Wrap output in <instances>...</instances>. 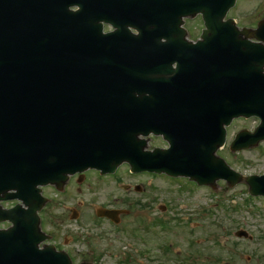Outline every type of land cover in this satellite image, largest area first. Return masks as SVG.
<instances>
[{
    "label": "water",
    "instance_id": "95a60500",
    "mask_svg": "<svg viewBox=\"0 0 264 264\" xmlns=\"http://www.w3.org/2000/svg\"><path fill=\"white\" fill-rule=\"evenodd\" d=\"M55 1L0 0V201L19 198L29 207L3 209L0 205V220L14 223L8 230H0V264H72L66 253L56 252L53 246L38 247L46 238L37 214L46 200L38 185L55 183L63 187L69 174L89 167L113 171L124 160L135 170L189 175L201 184L225 178L233 185L243 176L215 155L225 141V125L234 116L259 115L262 123L255 132L241 131L232 149L248 148L264 139V61L252 67L262 79L253 84L238 81L209 91L210 86L203 89L195 83L168 82L170 92L182 105L177 113L165 118V124L144 115L92 118L90 109L76 102L80 97L89 98L92 86H77L67 80L112 75L103 67L87 70L73 63V50L58 40L62 36L57 33ZM37 6L41 9L37 10ZM218 25L213 20L210 32H216ZM262 29L264 23L257 31ZM193 69L190 66L191 72ZM142 70L143 76L122 73L117 77L169 79L182 75L162 66ZM151 70H156L155 74ZM152 82L138 86L151 92ZM102 87L106 86L97 85ZM230 93H234L231 101L223 96ZM186 95L189 99H184ZM102 119L108 120L109 128L105 132L102 128L101 133L92 124ZM125 119L132 121V127L125 124ZM114 121L116 125L112 126ZM152 131H164L171 148L144 151L146 141L138 135ZM244 178L252 194L264 195V175ZM118 212L103 208L97 211L112 217Z\"/></svg>",
    "mask_w": 264,
    "mask_h": 264
},
{
    "label": "rangeland",
    "instance_id": "374dc122",
    "mask_svg": "<svg viewBox=\"0 0 264 264\" xmlns=\"http://www.w3.org/2000/svg\"><path fill=\"white\" fill-rule=\"evenodd\" d=\"M259 122L235 119L217 150L244 177L264 173V142L240 151H232L230 142ZM166 145L160 136L149 138V148ZM128 167L123 163L101 177L88 170L81 182L69 177L65 193L43 186L48 201L40 210L41 226L59 245L66 238L71 242L73 264H264V197L250 195L244 178L235 185L218 179L214 187L199 186L185 176L137 175ZM98 206L122 209L120 223L97 217Z\"/></svg>",
    "mask_w": 264,
    "mask_h": 264
},
{
    "label": "flooded vegetation",
    "instance_id": "af4514ba",
    "mask_svg": "<svg viewBox=\"0 0 264 264\" xmlns=\"http://www.w3.org/2000/svg\"><path fill=\"white\" fill-rule=\"evenodd\" d=\"M230 0H102L94 4L92 0H71L66 2L65 9L69 6L71 10L70 20L74 27L84 32L86 36L91 32L88 28L90 25L100 23L102 25L104 46L102 56H92L94 59H103L108 64L130 65H151L158 58H165L159 64L167 67H176L179 60V66L189 64L184 61L185 57L194 55L192 49L187 50L186 43L201 42L203 50H209L214 44H229L237 47V37L233 35L237 31L231 30V26L248 27L250 32H254L261 21L264 20V0H236L228 8L226 4ZM214 5L218 6L214 8ZM224 8V9H223ZM226 10L224 18L222 14ZM217 20L220 23L231 21L228 26L230 30L223 31L226 35L224 39H217L215 33L208 31V19ZM166 21L168 29L160 30L166 32L168 43L165 47L153 44L154 31L157 29L158 20ZM245 20V21H244ZM124 22H129L126 29L123 27ZM131 23H134L133 26ZM220 33V31H218ZM253 35V34H252ZM240 41L244 43L247 50L248 42L258 43L264 49V30L261 32V38H249L241 36ZM219 38V37H218ZM215 48L213 59L217 56V47ZM254 62L264 58L263 52L257 57L248 56ZM203 64H209L212 57L209 54L201 53ZM182 62H181V61ZM158 64V62H155ZM165 96V95H163ZM166 97V96H165ZM152 115H165L164 110H156ZM71 177H78L83 180L84 175L75 174ZM48 197V196H47ZM121 219V218H120ZM55 236L50 239L59 250H67L71 242L66 238L62 244L54 240ZM70 253V252H69ZM126 262V261H125Z\"/></svg>",
    "mask_w": 264,
    "mask_h": 264
},
{
    "label": "bare ground",
    "instance_id": "6f19581e",
    "mask_svg": "<svg viewBox=\"0 0 264 264\" xmlns=\"http://www.w3.org/2000/svg\"><path fill=\"white\" fill-rule=\"evenodd\" d=\"M57 30L60 32V28L58 27L57 28ZM66 35H63L61 38H64ZM61 38H59V39H61ZM58 39V40H59ZM86 84V83H85ZM79 86V85H78ZM81 86V85H80ZM90 114H92L91 115V117L92 118H95V117H97V116H100L96 111H94V110H91V111H89V115ZM121 114H122V111L121 110H117V111H115L111 116H114V117H117V119H121ZM128 114H129V116H130V118H134V115H135V113L134 112H132V111H130V110H128ZM124 116V115H123ZM157 120H159V121H161L159 118H157ZM121 122H122V120H121ZM125 124L127 125V126H129V127H132V125H131V120L130 119H125ZM109 122H108V120L106 121L105 119H102V120H100V121H98V122H95V123H93L92 125H93V128L94 129H96L97 131H99V132H101L102 133V131H101V129L103 128V130H104V132L106 131V130H108V128H109V124H108ZM130 133V132H129ZM131 134H134V133H131Z\"/></svg>",
    "mask_w": 264,
    "mask_h": 264
}]
</instances>
